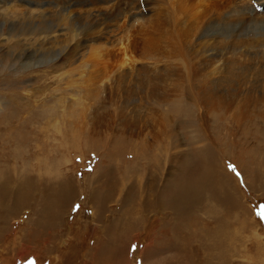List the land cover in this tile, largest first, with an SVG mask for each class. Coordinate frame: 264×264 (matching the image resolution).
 Segmentation results:
<instances>
[{"label": "rangeland", "instance_id": "1", "mask_svg": "<svg viewBox=\"0 0 264 264\" xmlns=\"http://www.w3.org/2000/svg\"><path fill=\"white\" fill-rule=\"evenodd\" d=\"M59 1L0 0V264H264V57L213 97L175 54L241 0Z\"/></svg>", "mask_w": 264, "mask_h": 264}, {"label": "bare ground", "instance_id": "2", "mask_svg": "<svg viewBox=\"0 0 264 264\" xmlns=\"http://www.w3.org/2000/svg\"><path fill=\"white\" fill-rule=\"evenodd\" d=\"M15 1H20V0H15ZM54 1L58 2L59 0H54ZM67 1L69 2V0H67ZM109 1H111V0H109ZM256 1L258 2L256 8H254V7L253 8H246L244 11H246L247 13H245V14L243 13V15H245L246 18H248V21H249L248 28L251 25H254V27L252 26L254 30H258L257 26L264 25V15L262 14L264 12L256 15L255 12L253 11L255 9L256 10L260 9L261 6L264 4V0H256ZM107 2L108 1H105L104 3H107ZM34 3L35 4H39L40 2H34ZM81 3H84V1L82 2L80 0H73V5H78V4H81ZM234 3H235V5L232 6V10L224 15V20L220 19V17H217L218 15L215 17V13L212 14V15H210V13L209 14L205 13L206 15L204 14V16L199 17L200 19L197 18L194 21L197 24L194 23L195 26H194L193 32H192V34L194 36H196L199 33L197 35V37H196L198 39L197 40V44L196 45H193L194 43L191 44L190 40L189 41L181 40L183 45L180 43L175 48V49H178L175 52V54L177 56H179V58L182 59V61L186 64V66H192L193 67V69L191 71L192 73L196 72L197 68L199 70L202 66H203V70L205 72H207V74L206 73L203 74V75H206L203 78L204 79L203 85H204L205 88L207 87V89H205L206 90L205 92H207L206 96L215 97L217 94L223 96V95H225L224 91H230L231 90L230 88H227V90H226L225 87H222V86H224L222 84L224 83V81L230 80L228 77H226L227 74H229L230 77L236 78V76H234V67L237 65L239 57L241 58V60L243 59L241 57V55H243L244 51H242V50H249V52H254L255 53V55L253 53H251V54L254 55V59H255L254 61L255 62L252 63V65L250 64L251 67H250V69L248 71H255L254 74L257 75L259 73V71L263 70V69L259 68V64L261 63V57L260 56L264 57V55H262V54H264V51L260 53L261 49H264V33L255 34V35L254 34H248V36L244 37L245 35H242L241 32L244 31L246 27L240 21H238L236 19L237 15H238V12H235L234 10L241 8L240 6H246V5H243V4L246 3V0L233 2V4ZM39 7H42V5L39 6ZM229 7H230V3H229L227 8H229ZM243 15H240V16H243ZM239 20H241V19H239ZM20 21H22V20H20ZM45 21H46V19H45ZM45 21L39 22L38 26H36V27H39L43 31H37L36 28L34 27V29H35L34 31H31L29 29L31 31V33H33L34 35H43V34H51L52 35L51 32H53V31H50V29L48 30L47 26L43 25V24H45ZM186 22H187V20H186ZM186 22L185 21H182V22L180 21L179 23L181 25V24H187ZM13 24H15L14 28H9V31H8L9 37L10 38H16V37L20 38V37H22V35L26 32V27H24L25 26L24 21L18 22V23H13ZM238 24H240V29L238 31H234V32L236 33V37L238 39H240V41H239L240 43L236 44L235 41H234V37H226V36H228V35H226V33H228V29L229 28H232V27H234V26H236ZM70 25H72V24H70ZM70 25H68L66 27V31H68V33L70 35V36H67L66 38H67V40H68V38L69 39H73L75 41V44L78 46L80 44L79 41H78L79 39H77L78 36L73 34L74 30H72ZM30 28H32V27H30ZM217 28H218L219 31H221L220 33H222V31L223 32L225 31L224 35H220V36H223L227 40L225 44L221 43L222 47L221 48L218 47V48H220L219 50L217 49V47L212 49L213 45H216L218 42H216V40L213 39V36H209L207 34L211 30H214V29H217ZM189 31L191 32V30H189ZM231 33L232 32H230V34ZM251 35H253L255 38L254 37L251 38ZM203 38L206 39L205 41L203 40L204 42L201 40ZM187 39H188V37H187ZM183 47H185L189 51L185 52ZM171 50H174V49L171 47ZM217 50H218V52H221V54L218 53ZM227 53H229V54L227 55V57H225L224 55L227 54ZM233 54H235V55H233ZM36 55L33 54L31 56V55H27L26 54V56H24V57H25V59L33 60L35 62L36 59H37ZM237 57H238V60H237ZM242 63H244L243 60H242ZM215 64H219V66H215ZM261 64H263V63H261ZM221 65L225 67V69L222 70V72H221V69H220ZM250 65L246 64L245 67H249ZM262 68H263V66H262ZM245 69H243V72L239 73L240 76H238L239 74H237L238 78H241V76L245 75L244 73H247V71ZM200 74H201V71H200ZM254 74L253 73H251V74L249 73L248 75L252 77ZM260 77H262V76H258V77L255 78L257 80L256 83L257 84L259 83V85L257 86V88L253 87L252 92H253V90L258 89L260 86H263L264 80H262ZM198 78H197V80H198ZM191 83H192V80H191ZM195 84H196V81H195ZM221 91H223V94H220ZM199 92L200 93H205V92H203L202 89L199 90ZM248 92L250 94L251 91H248ZM235 93L239 94L240 92L235 91ZM203 96L205 97L204 94H203Z\"/></svg>", "mask_w": 264, "mask_h": 264}]
</instances>
